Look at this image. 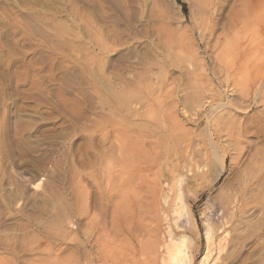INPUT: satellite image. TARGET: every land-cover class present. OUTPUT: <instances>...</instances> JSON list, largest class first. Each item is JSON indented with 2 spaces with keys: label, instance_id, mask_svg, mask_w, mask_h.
Wrapping results in <instances>:
<instances>
[{
  "label": "rangeland",
  "instance_id": "1",
  "mask_svg": "<svg viewBox=\"0 0 264 264\" xmlns=\"http://www.w3.org/2000/svg\"><path fill=\"white\" fill-rule=\"evenodd\" d=\"M183 239L264 264V0H0V264Z\"/></svg>",
  "mask_w": 264,
  "mask_h": 264
},
{
  "label": "bare ground",
  "instance_id": "2",
  "mask_svg": "<svg viewBox=\"0 0 264 264\" xmlns=\"http://www.w3.org/2000/svg\"><path fill=\"white\" fill-rule=\"evenodd\" d=\"M257 4H258V6L260 5L259 3H257ZM251 10H253V12L254 11L259 12L260 9H257V7L255 6L254 8H251L250 10H248V13H247L248 15H250L251 13L253 14V12ZM253 16L256 17V14ZM249 18L250 17H248L247 19H249ZM181 193L182 192H180V194ZM179 199L181 200V198H179ZM181 206L183 207V205H181ZM189 229L191 231L194 230L197 234V228L194 226V224H191L189 226ZM204 230H205V238L207 239V241H211L212 236H213V234H212L213 232H212V228H211L210 224H208ZM189 241H190L189 239H183L181 241V244H179V245H176L175 243H173L172 241H169V240L165 241L164 245H163L165 252H164V255H162L163 256L162 257V264H191V256L187 252V245H188ZM201 264H207V262L204 261Z\"/></svg>",
  "mask_w": 264,
  "mask_h": 264
}]
</instances>
